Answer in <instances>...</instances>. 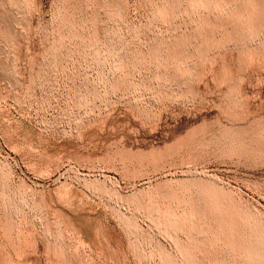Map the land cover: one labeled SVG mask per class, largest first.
<instances>
[{"label": "rangeland", "instance_id": "obj_1", "mask_svg": "<svg viewBox=\"0 0 264 264\" xmlns=\"http://www.w3.org/2000/svg\"><path fill=\"white\" fill-rule=\"evenodd\" d=\"M0 264H264V0H0Z\"/></svg>", "mask_w": 264, "mask_h": 264}]
</instances>
